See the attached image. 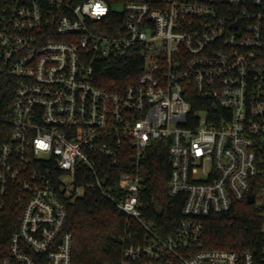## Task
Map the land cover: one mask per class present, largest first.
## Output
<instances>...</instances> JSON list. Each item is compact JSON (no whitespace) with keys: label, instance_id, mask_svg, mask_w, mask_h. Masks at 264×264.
<instances>
[{"label":"built area","instance_id":"built-area-1","mask_svg":"<svg viewBox=\"0 0 264 264\" xmlns=\"http://www.w3.org/2000/svg\"><path fill=\"white\" fill-rule=\"evenodd\" d=\"M0 84V264H72L91 191L126 217L120 264H255L205 249L203 220L243 203L264 239V0H0ZM160 153L185 199L166 236L143 202Z\"/></svg>","mask_w":264,"mask_h":264},{"label":"trees","instance_id":"trees-1","mask_svg":"<svg viewBox=\"0 0 264 264\" xmlns=\"http://www.w3.org/2000/svg\"><path fill=\"white\" fill-rule=\"evenodd\" d=\"M134 62L125 70L112 73L106 78H137ZM129 78V79H130ZM129 83V82H128ZM8 91L0 84V118L8 107ZM116 176L122 170L115 169ZM171 168L166 153L150 157L143 202L145 212L156 221L163 236L175 231L182 219L183 196L170 198L168 183ZM159 211L162 215H159ZM18 219L5 216L0 222V260L8 252L9 238L15 231ZM126 217L116 205L91 191L86 197L69 207L67 230L73 235L72 264H120ZM204 248L229 250L239 254L253 253L255 264H264V239L260 234L261 221L255 210L240 204L228 214L211 215L203 220Z\"/></svg>","mask_w":264,"mask_h":264},{"label":"water","instance_id":"water-1","mask_svg":"<svg viewBox=\"0 0 264 264\" xmlns=\"http://www.w3.org/2000/svg\"><path fill=\"white\" fill-rule=\"evenodd\" d=\"M254 202V196H250L248 199V204L251 205ZM159 215H162V212L159 211Z\"/></svg>","mask_w":264,"mask_h":264}]
</instances>
